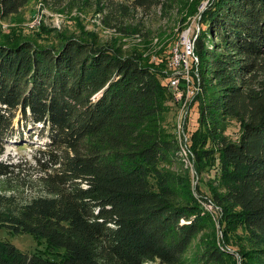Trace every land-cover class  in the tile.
I'll list each match as a JSON object with an SVG mask.
<instances>
[{"label": "trees", "instance_id": "trees-1", "mask_svg": "<svg viewBox=\"0 0 264 264\" xmlns=\"http://www.w3.org/2000/svg\"><path fill=\"white\" fill-rule=\"evenodd\" d=\"M30 1L0 0V20ZM39 1L52 13L92 15L116 36L0 27V229L45 246L22 250L0 237V264H235L192 191L174 129L172 59L124 47L151 40L157 15L197 17L190 143L198 172L208 159L218 166L202 195L219 208L224 238L237 234L224 240L241 264H264V0ZM22 124L47 138L33 155L35 178L2 159Z\"/></svg>", "mask_w": 264, "mask_h": 264}, {"label": "rangeland", "instance_id": "rangeland-1", "mask_svg": "<svg viewBox=\"0 0 264 264\" xmlns=\"http://www.w3.org/2000/svg\"><path fill=\"white\" fill-rule=\"evenodd\" d=\"M205 4V3H204ZM202 6V5H201ZM200 6V7H201ZM163 17H159L157 15L153 18V22L151 21L149 33L145 39H148L149 35H154V37L142 43L144 40L141 35L137 36V38L132 40H125L124 47L127 46H137V49L141 50L144 56L147 57L148 60H154L156 62V58H159V55H164L168 58L167 62L171 61V64L176 67L174 71L171 72L170 75H176L183 73H190L191 70L186 67L185 64L188 63L189 54L186 53L185 49V40H189L191 42V37L194 35V31L197 32V17H193L187 23L186 21H181L174 19V16L167 19H162ZM144 20H148V18L144 17ZM187 23V24H186ZM40 26H44V28L49 29L55 33L60 32L63 29H67L68 31L81 32L89 31L93 33H97L103 39L110 40L112 37L116 36L113 32H109L108 30H104L98 26V21L96 17L92 15H85L79 12H72L70 14H56L52 13L45 8L42 9L40 7L39 0H31L26 8H24L23 13L21 15L8 17L7 20H0V27L2 30L6 31L7 29H13L14 31H21L22 34L28 33L27 31H36ZM175 36V38H174ZM180 46L184 47L183 52H179L178 48ZM173 56V58H172ZM171 58V59H170ZM176 60L179 63H183V68L176 66ZM167 74H169V70L166 68ZM171 76V77H172ZM179 77V81H180ZM180 84V83H179ZM184 89L172 88L171 92L173 93V99L178 103V107L175 115V131L176 136L177 132L180 135L178 138V143L182 148V156L185 162V165L188 167L191 173V185L192 191L202 205L203 209L209 213H211L212 217L215 219V226L217 232V240H219V244L223 246L224 249L230 255L234 257L235 264L242 263V257L240 254L235 251V248L226 244L225 240L229 243L237 242L239 240L237 234L233 235H225L226 239L223 235L222 230V215L219 212V208L214 206L209 200H206V196L202 195L204 192H207V188L212 183V174H216L218 166L214 159H208L206 164H204L203 168L200 172H198L197 167L195 165V157L190 143V134L196 130V117L197 112L195 106L189 107L185 119L178 123V115H179V101L178 99L181 97ZM30 125L23 124L20 126L22 129L21 138L18 136L13 138H7L4 145V153L2 154L3 160L11 159L13 162L22 161V171L25 176H31L30 178H35L37 172L34 168L33 164V155L36 151L38 145L44 144V141L47 138H40L38 136V131H33L30 129ZM32 131V132H30ZM231 136H236L238 133V126L234 125L229 130ZM31 133V134H30ZM236 139V138H233ZM211 170V173L209 171ZM214 170V171H213ZM216 170V171H215ZM218 173V172H217ZM22 177V176H21ZM29 179V178H28ZM198 189V190H197ZM200 189V190H199ZM26 194L30 193L29 188L24 189ZM229 234V233H228ZM0 237L10 241L17 247H20L22 250H44L45 246L36 241L29 234H20V235H9L4 229H0ZM225 239V240H224ZM145 264H160L157 261L153 263H145Z\"/></svg>", "mask_w": 264, "mask_h": 264}, {"label": "built area", "instance_id": "built-area-1", "mask_svg": "<svg viewBox=\"0 0 264 264\" xmlns=\"http://www.w3.org/2000/svg\"><path fill=\"white\" fill-rule=\"evenodd\" d=\"M185 44V49H186V53L189 54V55H192V43L189 41V40H185L184 42ZM194 61L196 62L197 61V58L195 57L194 58ZM176 66H178V61L176 60V63H175ZM187 67V63L185 64V68ZM182 78H184L186 80V84L184 85L185 88H184V91L183 93L181 94V97L178 99L179 101V115H178V123L180 124V122H182L185 117H186V114H187V111L189 109V105L193 99V97L195 96V94L198 92V85H197V82H191L190 78H189V75L186 74V73H181L180 74ZM196 76V81L198 80L197 79V73L195 74ZM179 77L178 74L176 75H173L170 79V82H169V86L170 89L172 88H177L179 86ZM177 135L178 137L177 138H180V135L178 134L177 132ZM182 150V148H181Z\"/></svg>", "mask_w": 264, "mask_h": 264}]
</instances>
